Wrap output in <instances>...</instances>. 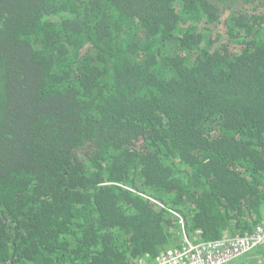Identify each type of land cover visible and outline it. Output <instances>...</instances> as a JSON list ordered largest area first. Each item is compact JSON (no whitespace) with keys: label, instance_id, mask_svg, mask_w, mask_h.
Returning <instances> with one entry per match:
<instances>
[{"label":"trees","instance_id":"trees-1","mask_svg":"<svg viewBox=\"0 0 264 264\" xmlns=\"http://www.w3.org/2000/svg\"><path fill=\"white\" fill-rule=\"evenodd\" d=\"M263 214L264 0H0V264H151Z\"/></svg>","mask_w":264,"mask_h":264},{"label":"built area","instance_id":"built-area-1","mask_svg":"<svg viewBox=\"0 0 264 264\" xmlns=\"http://www.w3.org/2000/svg\"><path fill=\"white\" fill-rule=\"evenodd\" d=\"M263 247L264 223L243 236H223L214 241H199L181 231L180 245L161 251L151 264H234Z\"/></svg>","mask_w":264,"mask_h":264},{"label":"rangeland","instance_id":"rangeland-1","mask_svg":"<svg viewBox=\"0 0 264 264\" xmlns=\"http://www.w3.org/2000/svg\"><path fill=\"white\" fill-rule=\"evenodd\" d=\"M261 248H258L256 250H254L251 254L255 253L256 256H254L253 258L251 257H248L250 256L251 254L247 255V256H244L241 261L244 262V263H249V264H259V262L262 260V253H261ZM261 256V257H259ZM248 257V258H247ZM250 260H247L249 259ZM264 259V258H263ZM239 261H236L234 264H240L241 262ZM260 264H264V260L262 262H260Z\"/></svg>","mask_w":264,"mask_h":264},{"label":"crops","instance_id":"crops-1","mask_svg":"<svg viewBox=\"0 0 264 264\" xmlns=\"http://www.w3.org/2000/svg\"><path fill=\"white\" fill-rule=\"evenodd\" d=\"M260 251H261V253H262V260H261L260 262H262V261L264 260V259H263V258H264V247H263V248H261V250H260ZM254 256H256V255H255V253L251 254V255H250V256H248V257H251V258H253ZM248 257H247V258H248ZM259 257H261V256H259ZM247 260H250V258H249V259H247ZM240 262H241L242 264H249V263H244V262H242V261H240ZM260 262H259V264H260Z\"/></svg>","mask_w":264,"mask_h":264}]
</instances>
